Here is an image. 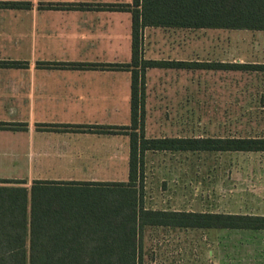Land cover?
<instances>
[{"label":"rangeland","instance_id":"1","mask_svg":"<svg viewBox=\"0 0 264 264\" xmlns=\"http://www.w3.org/2000/svg\"><path fill=\"white\" fill-rule=\"evenodd\" d=\"M144 39L147 57L264 61L263 30L153 28ZM148 95V137L264 135V74L163 68L148 74ZM8 158L0 177L29 176L21 156ZM36 190L62 207L105 203L96 188ZM144 191L146 208L264 215V152L149 151ZM142 239V264H264L261 229L146 226Z\"/></svg>","mask_w":264,"mask_h":264},{"label":"crops","instance_id":"2","mask_svg":"<svg viewBox=\"0 0 264 264\" xmlns=\"http://www.w3.org/2000/svg\"><path fill=\"white\" fill-rule=\"evenodd\" d=\"M10 1L30 5L0 6V163L21 156L29 176L0 180L127 181L130 137L89 126L132 121V72L107 65L131 60L133 18L122 3L133 0H0ZM153 28L170 27H145L144 36ZM163 68L213 71L150 68L147 97L148 74Z\"/></svg>","mask_w":264,"mask_h":264},{"label":"trees","instance_id":"3","mask_svg":"<svg viewBox=\"0 0 264 264\" xmlns=\"http://www.w3.org/2000/svg\"><path fill=\"white\" fill-rule=\"evenodd\" d=\"M29 2H0L26 7ZM130 62L108 64L131 71L129 125L89 126L97 132L130 137L127 181H40L28 186H0V264H142L146 226L189 229L264 230L258 213L152 209L144 206L146 154L149 151L264 152V135L148 137L146 73L150 68L237 70L264 74V61L147 59L145 27L242 29L264 31V0H133ZM0 127L2 124L0 123ZM24 183V181L0 180ZM88 187L102 191L100 207L55 205L38 187ZM109 203H106V196Z\"/></svg>","mask_w":264,"mask_h":264}]
</instances>
